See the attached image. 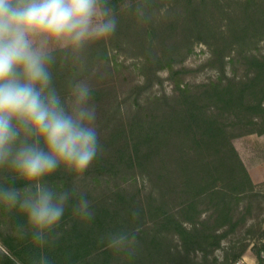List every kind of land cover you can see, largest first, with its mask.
<instances>
[{
    "label": "trees",
    "instance_id": "16d2710c",
    "mask_svg": "<svg viewBox=\"0 0 264 264\" xmlns=\"http://www.w3.org/2000/svg\"><path fill=\"white\" fill-rule=\"evenodd\" d=\"M222 1L213 3L219 11ZM121 2L126 0H108V6L115 10ZM249 8L245 19L231 18L224 25L212 19L216 25L210 26L197 14V19L189 17L197 26L193 31L213 40L205 42L214 48L212 63L221 68L215 80L203 85L175 81L171 94L154 98L147 94L157 84L153 79L136 84V100L130 107L131 95L120 100L117 86L89 85L97 105L101 153L87 169L91 188L86 184L79 189L80 173L62 165L44 178L54 191L70 193L63 217L43 234L44 264H234L249 246L233 238L242 227L252 234L260 232L259 264H264V229L260 223L248 226L253 216L249 200L258 193L232 143L237 136L264 132L263 126L257 129L264 123V61L244 55L254 69L241 78H231L226 71L236 54L225 52L264 33V14L250 15ZM190 42L191 35L163 56L144 55V63L153 62L150 69L155 70L166 58L168 68L179 74L184 68L174 71L173 54ZM67 53L68 49L52 53L50 72L52 87L71 111L68 97L72 99V88L81 80L77 76L93 75L94 70L78 71L74 58L72 67H65ZM100 54L90 55V62L100 60L102 69L111 71L109 52L104 47ZM0 177L4 178L0 186L22 187L17 180L25 184L7 168L0 169ZM81 195L90 202L91 219L75 212ZM118 235H127L128 240L112 243ZM220 249L225 252L222 259L215 255Z\"/></svg>",
    "mask_w": 264,
    "mask_h": 264
},
{
    "label": "clouds",
    "instance_id": "9594fccd",
    "mask_svg": "<svg viewBox=\"0 0 264 264\" xmlns=\"http://www.w3.org/2000/svg\"><path fill=\"white\" fill-rule=\"evenodd\" d=\"M116 26L108 0H0V169L26 184L0 186V205H19L38 244L59 223L70 197L48 187L44 178L61 165L83 173L101 153L92 89L76 83L71 111L65 108L52 87L55 58L49 45L79 49L108 38ZM75 212L93 217L84 195ZM127 240L118 235L112 243Z\"/></svg>",
    "mask_w": 264,
    "mask_h": 264
},
{
    "label": "rangeland",
    "instance_id": "374dc122",
    "mask_svg": "<svg viewBox=\"0 0 264 264\" xmlns=\"http://www.w3.org/2000/svg\"><path fill=\"white\" fill-rule=\"evenodd\" d=\"M144 1L126 0V2H121L115 10L112 6H108L111 9V14L115 16L117 26L116 31L104 40L88 42L79 49L62 48L56 44L49 45L52 53L68 49L67 54L70 55L66 56L65 67L71 68L72 59L74 58L79 64L78 71L93 68V75L83 76V78L82 76H77L78 80L81 79L79 82H85L89 85L94 84L95 86L115 85L117 86L120 100L131 95V100H128V107L135 103L136 84L150 83L153 79L157 84L148 90L147 94L154 98L155 96H163L164 93L171 94L175 81L180 80L184 84L203 85V83H208L221 76V68H219L218 64L212 63L214 48L205 42V39L209 42L213 40H209L206 34L193 31L197 29V26L192 19L191 21L189 20L190 16L194 20L197 19L195 16L197 14L202 21L207 20L211 26V24L216 25L215 22H211L212 19L221 25L229 24L231 18L238 20L243 17L245 19L244 14L247 12V6L250 7L248 11L250 15L264 14V0H223L221 11L213 4L214 0ZM190 2H195L194 5L196 6L191 5ZM249 14L247 13L246 15ZM190 35L191 42L189 44L183 43L180 45L178 54H173L174 71L183 68L187 70L183 69L181 73L173 74V70L171 71L168 68L169 61L166 58L161 64H157L155 70L150 69L153 62L148 65L144 63V55H150L154 59L155 53L159 52L163 56V52H169L174 43H178L184 37ZM262 35H264L263 32H258L255 38L240 44V49L245 51L242 56L239 55L238 51L240 49L235 44L225 52L235 51L233 55L236 54L234 64L229 61V57L226 58L229 61L228 65H226L228 76L241 78L243 75L248 74L247 72L250 69H254L249 66L248 60L244 58V55H253L258 60L264 61V36ZM104 47L109 52V57L112 61L110 64L111 71L106 66L102 69L103 62L100 60L93 63L90 62V55L99 54L102 56L100 52ZM190 47L191 50H189ZM69 56H71L70 60ZM156 73L158 76H155ZM68 102L72 107L71 96L68 97ZM132 109L136 110L135 107ZM259 125L261 126H258L257 129H263L264 123H259ZM232 143L247 168L258 193L257 197L249 200V202L253 203V216L250 217L248 226L252 225L251 223H260L264 229V132H253L237 136L232 139ZM4 175H7L6 172H4ZM3 177H0V180L4 179ZM91 177L92 174L87 173V170L76 176L78 188L82 187V190H84L86 184H88V188H91ZM17 184L22 185V187L16 185V188L23 189L26 187V184H20L18 180ZM19 213V205L15 207L0 205L1 263L2 261H7L8 264H27L22 262L17 256H14L9 246H5V242L11 247L14 245V248L18 246L19 233L14 223V217ZM28 227H23L26 231L25 234H34V230L31 233ZM247 228H239L238 233L233 237L236 242L249 243L241 259L234 264H259L258 253L261 251L263 241L261 240L260 232L252 234L248 232ZM32 239L34 240V235H32ZM226 241L229 243L228 240ZM227 242H223L224 245H227ZM43 245H45V240H43L42 244H39V247ZM33 251L35 253L34 248ZM41 252L43 253L40 254L38 264H44V247H42ZM224 254L223 249L215 252V255L221 259ZM121 257L123 255L120 254L118 258L120 259ZM7 258L10 260H6ZM118 263L121 264V262Z\"/></svg>",
    "mask_w": 264,
    "mask_h": 264
},
{
    "label": "crops",
    "instance_id": "0c3cea01",
    "mask_svg": "<svg viewBox=\"0 0 264 264\" xmlns=\"http://www.w3.org/2000/svg\"><path fill=\"white\" fill-rule=\"evenodd\" d=\"M14 218H15L14 223L18 229L17 232L19 233L17 240L18 246L14 248V245H12L11 247V245L7 244L6 242H5V246H9L14 256L20 258L22 262H25L27 264H38L40 254L43 253L41 252V250L42 247H44V245L42 247H39V244L32 239V235H34L32 233L33 229L29 225H27L26 218L21 212ZM24 226H29L28 230H31L32 235L30 233L25 234L26 231L23 228ZM33 248L35 250V253L33 251ZM6 260L9 261L10 259L7 258ZM2 264H8V263L7 261H2Z\"/></svg>",
    "mask_w": 264,
    "mask_h": 264
}]
</instances>
